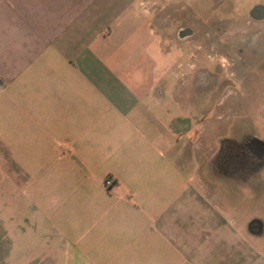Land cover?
Returning <instances> with one entry per match:
<instances>
[{
    "label": "crops",
    "instance_id": "1",
    "mask_svg": "<svg viewBox=\"0 0 264 264\" xmlns=\"http://www.w3.org/2000/svg\"><path fill=\"white\" fill-rule=\"evenodd\" d=\"M156 1L0 0L3 264H264Z\"/></svg>",
    "mask_w": 264,
    "mask_h": 264
},
{
    "label": "rangeland",
    "instance_id": "2",
    "mask_svg": "<svg viewBox=\"0 0 264 264\" xmlns=\"http://www.w3.org/2000/svg\"><path fill=\"white\" fill-rule=\"evenodd\" d=\"M199 5L156 1L149 7L164 48H178L196 85L201 120L206 115L211 122L210 137L202 139L216 150L218 168L210 171L216 190L225 191L227 207L241 213L250 255L264 258V157L247 153L251 139L264 141V0ZM189 65H196L194 71ZM2 176L0 169V181Z\"/></svg>",
    "mask_w": 264,
    "mask_h": 264
},
{
    "label": "flooded vegetation",
    "instance_id": "3",
    "mask_svg": "<svg viewBox=\"0 0 264 264\" xmlns=\"http://www.w3.org/2000/svg\"><path fill=\"white\" fill-rule=\"evenodd\" d=\"M247 148H248L247 153H251L252 155H254L255 157H257V159L260 160V158H259V146L258 145L253 144V143H250V141H249L247 143ZM216 162H217V154H216Z\"/></svg>",
    "mask_w": 264,
    "mask_h": 264
},
{
    "label": "water",
    "instance_id": "4",
    "mask_svg": "<svg viewBox=\"0 0 264 264\" xmlns=\"http://www.w3.org/2000/svg\"><path fill=\"white\" fill-rule=\"evenodd\" d=\"M250 143L256 144L259 146V158L262 159L264 157V141L253 138L250 140Z\"/></svg>",
    "mask_w": 264,
    "mask_h": 264
},
{
    "label": "built area",
    "instance_id": "5",
    "mask_svg": "<svg viewBox=\"0 0 264 264\" xmlns=\"http://www.w3.org/2000/svg\"><path fill=\"white\" fill-rule=\"evenodd\" d=\"M114 183V180L112 179V177H108L105 180V184L106 186H111Z\"/></svg>",
    "mask_w": 264,
    "mask_h": 264
}]
</instances>
